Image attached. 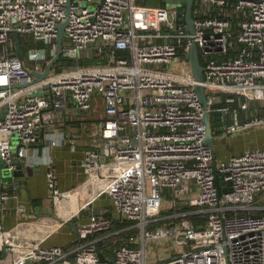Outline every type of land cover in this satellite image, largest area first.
Returning a JSON list of instances; mask_svg holds the SVG:
<instances>
[{"label":"built area","instance_id":"2783aa9c","mask_svg":"<svg viewBox=\"0 0 264 264\" xmlns=\"http://www.w3.org/2000/svg\"><path fill=\"white\" fill-rule=\"evenodd\" d=\"M67 2L0 0V114L6 107L0 157L13 170L16 143L25 157L41 142L50 155L73 135L83 139L81 185L61 189L54 169L48 170L55 206L80 193L91 199L109 194L120 218L135 220L138 246L118 248L109 257L114 263L101 259L98 241L114 232L98 233L110 230L114 219L94 213L78 223L80 241L72 250L22 238L4 225L12 192L1 181L0 250L14 253L13 264H28V258L43 264H264V212L254 213L264 211V146L221 158L205 141L207 112H219L228 133L264 126V112L244 116L240 106L264 102V0H195L194 32L182 18L183 3L73 0L68 8ZM64 20H69L64 53L76 54L75 63L55 66L34 81L28 68L45 69ZM13 29L45 42L30 47V66L17 55ZM194 42L205 58L201 83L207 104L195 88L199 81L188 58ZM91 43L98 52L112 47L129 50L130 56L111 54L107 63L82 64L79 58L92 54ZM181 57L187 74L174 69ZM223 93L234 94V100L217 102ZM165 189L177 210L162 215ZM181 203L196 207L178 208ZM194 213L204 214L205 223L196 226L188 217ZM166 237L175 252L149 260L148 243ZM181 246L185 250L179 251Z\"/></svg>","mask_w":264,"mask_h":264},{"label":"crops","instance_id":"0c3cea01","mask_svg":"<svg viewBox=\"0 0 264 264\" xmlns=\"http://www.w3.org/2000/svg\"><path fill=\"white\" fill-rule=\"evenodd\" d=\"M137 1L149 6L172 4L168 0ZM39 42L44 41L39 40ZM94 46L91 47L92 53L95 51ZM236 98L239 99L238 95ZM242 100L245 103V99ZM250 102L252 103L251 108L240 105L244 116L264 112L262 107L264 102L258 100ZM71 110L76 111L73 104ZM67 114H69V121L77 123L69 111ZM219 120L222 128L225 129L226 121L221 115H219ZM210 122L212 125L211 117ZM71 124L74 126V123ZM72 138L80 144L75 145L70 140L69 144L54 146L50 155L45 152L41 142L34 145L27 156L22 157L17 152L19 143H16L14 169L10 170L5 162L0 165V182L5 181L12 192L4 206V225L14 234L22 238L33 239L41 244L59 245L64 249L72 250L80 241L78 232L80 221L88 220L93 213L104 214L114 220L120 218L112 197L106 193L95 199L82 193L74 196L73 199L64 197L62 207L55 206L47 175L49 169H54L56 180L60 188L64 190L78 187L86 177L82 166L85 142H81L83 139H78L75 135ZM217 142L216 154L221 158H228L232 154L242 152L246 147L264 146V126L258 125L235 133L224 131L222 135L217 136ZM9 176L13 178L10 184L6 179ZM164 194L166 198L170 195L167 189ZM260 203L264 204V199ZM78 206L80 207L79 215L76 212ZM13 258L14 253L10 250H0V264H13ZM28 264L43 263L28 258Z\"/></svg>","mask_w":264,"mask_h":264},{"label":"water","instance_id":"95a60500","mask_svg":"<svg viewBox=\"0 0 264 264\" xmlns=\"http://www.w3.org/2000/svg\"><path fill=\"white\" fill-rule=\"evenodd\" d=\"M72 1L73 0H68L67 2L68 8L70 4L72 3ZM86 1L87 0H80V4L83 5ZM168 2L169 3H183L185 5V9L184 8L181 9V13H184L182 18H185L187 20L189 24V30L191 32H194L195 28H194L193 9L195 5V0H168ZM68 22L69 20H64L58 23L59 33L56 38V53L51 58V60L47 63L45 69L44 70H37V69L31 70L30 68L27 67L29 72L34 75V81H39L45 78L50 73L51 69H53L55 66H58V65L62 66L65 63L67 64L75 63V61L72 58L75 57L76 54H73V53L66 54L64 53V48H63L64 41L66 38V26ZM12 32L15 38V48H16L17 55L22 61H24V54H23L22 45H21V33L18 29H13ZM92 45L93 43H91V46ZM188 58L190 59V62H191L193 75L199 81L198 83H196L195 88L202 102L204 104H207L208 93H207L206 87L201 83V81L205 79L206 66L201 61L198 43L194 42L192 44ZM45 87L48 88L49 84H45ZM214 100H216V98H214ZM233 100H234V94L223 93L222 96H217V102L233 101ZM5 110H6V107L2 110L0 117H3ZM209 116L210 114L207 112L206 117H205V122L207 125V133H206L205 141L208 144H210L213 149H215L213 127L211 125ZM42 135H43V132H42ZM3 163H4V160L0 157V165H2ZM5 165L8 166L7 164ZM6 179H7V183L9 182V184L13 180L12 176L7 177ZM221 182H222L221 176L217 174L216 183L218 185L220 192H222ZM228 182L230 184L232 183L231 180H229ZM99 254H100L101 259L111 261L112 263L115 262L114 259L107 257L101 249H99Z\"/></svg>","mask_w":264,"mask_h":264},{"label":"trees","instance_id":"16d2710c","mask_svg":"<svg viewBox=\"0 0 264 264\" xmlns=\"http://www.w3.org/2000/svg\"><path fill=\"white\" fill-rule=\"evenodd\" d=\"M232 1V0H231ZM236 27H237V20H236ZM44 42H39L35 40L32 36H21V45L24 57L27 56L28 51L31 46L35 45H43ZM115 56H130L129 50L124 49H116L114 50L112 47L110 48H104L103 52L93 51L91 56L85 55L81 56L79 58L80 63L88 65V64H100V63H107L110 60V55ZM52 57V55H50ZM87 60L88 63H84V60ZM202 63H205V58L201 56ZM78 63V62H77ZM66 64V63H65ZM64 66H56V69L60 70ZM100 99H97V103H100ZM233 104H238L237 101L231 102ZM99 105V104H98ZM264 108V106H262ZM98 108V107H96ZM220 113L217 111H212L210 113V117L212 120V126H213V134L214 136L222 135L225 131L224 128L221 126V121L219 120ZM71 123H74L72 120ZM169 191V189H167ZM196 205H190L187 207H184L185 210L193 209ZM177 210L176 207L167 208L162 210V215L169 214L172 212H175ZM264 212L262 210H256L254 213H260ZM190 219H192L196 226H201V224L205 223L206 218L204 214L201 213H194L188 215ZM161 223V222H158ZM135 220L129 219V218H117L113 221V224L108 231L99 232V235H106L109 232H114L98 241V247L105 253L108 257H113L118 248H120L123 245H128L131 247H137L138 243L136 241L137 234L139 231V228L137 226H134ZM89 237H92L91 235Z\"/></svg>","mask_w":264,"mask_h":264},{"label":"rangeland","instance_id":"374dc122","mask_svg":"<svg viewBox=\"0 0 264 264\" xmlns=\"http://www.w3.org/2000/svg\"><path fill=\"white\" fill-rule=\"evenodd\" d=\"M92 8L95 7V5H91ZM97 49V44H95L94 46V50L96 51ZM25 61H26V64L28 66H30V62L27 58V56H25ZM84 63H88L87 60L85 59L84 60ZM68 65L67 64H64V67H67ZM187 61L184 57H181L178 62H177V65L175 66V71H178V73H181V74H187L189 72H187ZM99 113V110H97V114ZM214 144H215V148H217L218 146V142H217V136H214ZM165 192V190H164ZM195 193L192 194V196L194 195ZM177 206V203L173 200V195H169L168 198H166V195H165V200L163 202V209L166 208H172L174 206ZM188 204L186 205H178V208L180 207H185L187 206ZM168 243H170V245H167ZM147 250H148V258L149 260H162V259H165V258H169L170 255L175 252V248H174V244L171 243V237H166V238H163V239H158V240H152L148 243V246H147ZM185 250V247L184 246H181L179 248V251H183Z\"/></svg>","mask_w":264,"mask_h":264}]
</instances>
